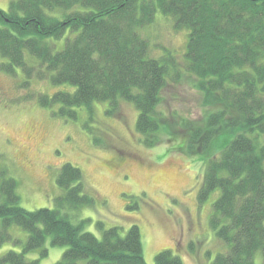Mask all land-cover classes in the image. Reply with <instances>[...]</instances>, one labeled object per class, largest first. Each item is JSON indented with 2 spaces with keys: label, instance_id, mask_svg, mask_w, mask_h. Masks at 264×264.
I'll use <instances>...</instances> for the list:
<instances>
[{
  "label": "trees",
  "instance_id": "trees-1",
  "mask_svg": "<svg viewBox=\"0 0 264 264\" xmlns=\"http://www.w3.org/2000/svg\"><path fill=\"white\" fill-rule=\"evenodd\" d=\"M159 10L173 18L176 29L188 31L187 70L197 77L204 105L213 108L187 127L180 146L207 164L198 200L219 191L210 225L228 248L211 264H264V0H11L8 9L0 8V54L6 59L1 68L14 74L20 67L23 87L34 78L60 86L25 97H36L46 108L58 106L53 113L64 119L77 120L86 109L92 121L99 102L110 104L111 115L121 100L132 103L136 130L146 146H154L165 127L158 106L170 77L169 59L151 56L138 29ZM67 31L71 36L56 50L51 39ZM56 182L62 193L54 207L28 210L20 205L18 181L4 176L0 247L14 239L12 224L29 237L23 252L7 251L0 264H39L25 252L40 249L46 256L47 236L52 245L68 246L52 264H148L137 224L125 235L101 220V237L85 229L90 218L77 214L96 199L86 190L81 168L65 162ZM153 264L184 262L164 249Z\"/></svg>",
  "mask_w": 264,
  "mask_h": 264
},
{
  "label": "rangeland",
  "instance_id": "rangeland-1",
  "mask_svg": "<svg viewBox=\"0 0 264 264\" xmlns=\"http://www.w3.org/2000/svg\"><path fill=\"white\" fill-rule=\"evenodd\" d=\"M10 1L0 0V8L8 9ZM138 32L148 40L151 56L169 59L170 77L158 106L165 122L159 142L151 147L143 143L136 130L138 110L124 100L113 115L107 113L108 102L96 103L90 121L86 109L80 110L77 120L64 119L53 113L58 106L46 108L36 97L26 99L31 92L53 93L62 88L36 78L23 87L22 69L16 67L14 74L2 69L6 59L0 54V183L4 176L15 178L20 205L28 210L52 208L62 193L57 174L70 162L82 169L86 190L96 199L93 206L77 214L90 218L86 230L101 237L96 225L101 220L106 227H119L125 235L137 224L148 264L164 249L172 250L184 264H211L228 248L210 225L219 191L204 202L198 200L207 164L180 146L187 138V127L201 122L213 108L204 105L197 77L187 70L188 31L176 29L173 18L159 10L153 22ZM70 36L67 31L62 38L51 39L56 50ZM94 137L101 143H95ZM9 231L14 239L0 247V255L9 250L23 252L28 240L29 232L19 225L12 224ZM45 247L46 256L36 249L25 252L26 258L52 264L68 248L52 245L51 236Z\"/></svg>",
  "mask_w": 264,
  "mask_h": 264
}]
</instances>
